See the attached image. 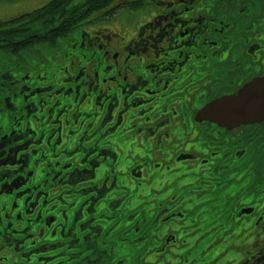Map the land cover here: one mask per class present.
Here are the masks:
<instances>
[{
    "label": "flooded vegetation",
    "instance_id": "flooded-vegetation-1",
    "mask_svg": "<svg viewBox=\"0 0 264 264\" xmlns=\"http://www.w3.org/2000/svg\"><path fill=\"white\" fill-rule=\"evenodd\" d=\"M139 2L0 62V264H264V120H196L264 78V0Z\"/></svg>",
    "mask_w": 264,
    "mask_h": 264
},
{
    "label": "trees",
    "instance_id": "trees-1",
    "mask_svg": "<svg viewBox=\"0 0 264 264\" xmlns=\"http://www.w3.org/2000/svg\"><path fill=\"white\" fill-rule=\"evenodd\" d=\"M71 1L53 0L30 14L28 16L30 32L38 33L39 35L46 34L49 40H52L66 33L68 29H71L89 13L101 10L116 0H87L80 5L70 7ZM1 26L2 24H0V28ZM20 32L14 29H0V51L15 47L11 41L9 46H5L2 44V39L12 37ZM24 48L25 46L22 45L21 49L23 51L26 50Z\"/></svg>",
    "mask_w": 264,
    "mask_h": 264
},
{
    "label": "water",
    "instance_id": "water-1",
    "mask_svg": "<svg viewBox=\"0 0 264 264\" xmlns=\"http://www.w3.org/2000/svg\"><path fill=\"white\" fill-rule=\"evenodd\" d=\"M201 115L222 127L232 128L239 123H251L264 118V79L253 81L238 94L222 98Z\"/></svg>",
    "mask_w": 264,
    "mask_h": 264
},
{
    "label": "rangeland",
    "instance_id": "rangeland-1",
    "mask_svg": "<svg viewBox=\"0 0 264 264\" xmlns=\"http://www.w3.org/2000/svg\"><path fill=\"white\" fill-rule=\"evenodd\" d=\"M50 1L51 0H0V19H7L16 13H19V12H16L14 14L11 12H10L11 14L7 13L8 9L22 8L25 9L23 11H31L47 4ZM85 1L87 0H72L69 6L72 7V6L80 5ZM122 13L123 11L119 12L118 15H121Z\"/></svg>",
    "mask_w": 264,
    "mask_h": 264
}]
</instances>
